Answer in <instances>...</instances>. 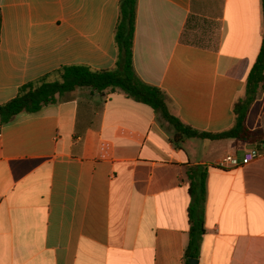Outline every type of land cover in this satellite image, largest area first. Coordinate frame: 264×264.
<instances>
[{
  "label": "crops",
  "instance_id": "crops-1",
  "mask_svg": "<svg viewBox=\"0 0 264 264\" xmlns=\"http://www.w3.org/2000/svg\"><path fill=\"white\" fill-rule=\"evenodd\" d=\"M119 13L120 0H0V106L63 67L115 68ZM263 40V0H139L134 68L183 124L224 133ZM246 126L264 127V91ZM172 137L119 89L0 125V264H186L189 166L209 167L198 264H264V145Z\"/></svg>",
  "mask_w": 264,
  "mask_h": 264
},
{
  "label": "trees",
  "instance_id": "trees-1",
  "mask_svg": "<svg viewBox=\"0 0 264 264\" xmlns=\"http://www.w3.org/2000/svg\"><path fill=\"white\" fill-rule=\"evenodd\" d=\"M138 2L139 0H120L119 20L115 31L118 49L115 68L94 71L86 66H67L54 73V80L45 77L37 82L26 84L19 89L14 99L0 106V125L9 124L22 113L39 114L45 107L55 105L60 99L78 89H90L100 94L109 89H119L136 102L154 109L160 121L165 122L171 129L172 141L180 149H183V145L191 139L212 141L233 139L252 146L264 145V127L261 130L251 131L246 126V118L251 107L264 91V40L260 55L248 77L246 94L235 103L234 127L219 134L199 132L175 117L169 109L165 93L144 83L135 71L134 40ZM1 26L0 17V34ZM208 171L209 167L205 166H189L187 169L191 205L188 209L190 242L185 252L186 264H189L190 260L199 259L202 239L206 234L205 205Z\"/></svg>",
  "mask_w": 264,
  "mask_h": 264
},
{
  "label": "built area",
  "instance_id": "built-area-1",
  "mask_svg": "<svg viewBox=\"0 0 264 264\" xmlns=\"http://www.w3.org/2000/svg\"><path fill=\"white\" fill-rule=\"evenodd\" d=\"M260 156H261L260 152L252 151L246 155V157L243 161V164H245V165L249 164V163L255 161L256 159H258ZM220 164L221 165L219 168H225L227 165L237 164V162L233 157L228 156Z\"/></svg>",
  "mask_w": 264,
  "mask_h": 264
},
{
  "label": "water",
  "instance_id": "water-1",
  "mask_svg": "<svg viewBox=\"0 0 264 264\" xmlns=\"http://www.w3.org/2000/svg\"><path fill=\"white\" fill-rule=\"evenodd\" d=\"M189 264H198V260H190Z\"/></svg>",
  "mask_w": 264,
  "mask_h": 264
},
{
  "label": "rangeland",
  "instance_id": "rangeland-1",
  "mask_svg": "<svg viewBox=\"0 0 264 264\" xmlns=\"http://www.w3.org/2000/svg\"><path fill=\"white\" fill-rule=\"evenodd\" d=\"M161 122L165 124V122H163V121H161Z\"/></svg>",
  "mask_w": 264,
  "mask_h": 264
}]
</instances>
